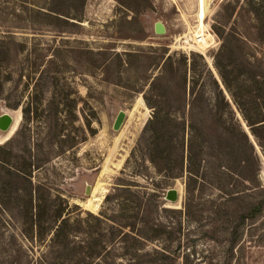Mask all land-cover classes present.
Returning <instances> with one entry per match:
<instances>
[{
	"label": "rangeland",
	"instance_id": "374dc122",
	"mask_svg": "<svg viewBox=\"0 0 264 264\" xmlns=\"http://www.w3.org/2000/svg\"><path fill=\"white\" fill-rule=\"evenodd\" d=\"M249 1L211 0L202 46L200 0H0V117H19L0 129V264H264V214L231 249L229 194L259 195L239 183L240 130L262 182L264 152L217 69L264 73Z\"/></svg>",
	"mask_w": 264,
	"mask_h": 264
},
{
	"label": "trees",
	"instance_id": "16d2710c",
	"mask_svg": "<svg viewBox=\"0 0 264 264\" xmlns=\"http://www.w3.org/2000/svg\"><path fill=\"white\" fill-rule=\"evenodd\" d=\"M255 4L258 5V7L254 6ZM251 9L256 10L257 17L261 20V26L264 28V19H262V14L260 10H264V0H259L255 2L254 0L249 1V8L248 11ZM224 40L223 42V48L222 50L230 52V47L228 46L226 35L223 33H218ZM218 71L222 78L223 85L229 95L231 96L234 104L236 105L238 111L241 113L244 121L249 126L251 134L256 138V140L259 142L263 152H264V140L262 139V136H264V73L262 74H248L246 75H234L233 71L229 70L228 67H226L222 62L218 63ZM161 111L155 110L154 116L150 122L151 130L154 131L152 134V161L156 164L157 158L161 155V151L157 150L158 148V127L161 125ZM157 134V135H156ZM241 135V142L239 144L238 150L239 155H245L246 161L242 160L241 168L238 170V176H239V183L242 185L250 184L253 182L256 184V188L258 192H255L254 195L259 193V195H256L254 200H248L247 194L239 192L238 194H229V201L234 202L236 200H239L240 204H237L236 206V212L238 213V220L232 228L231 232V249L234 248V246L237 244V241L240 237V235L244 231L245 225L249 222L251 224H254L257 219H259L264 214V186L263 182L260 176V168L254 170L251 174H248L247 172V166L249 165V160L247 158L248 156H255V147L252 143L249 134L241 129L240 130ZM151 150V151H152ZM159 151V152H158ZM193 147L192 145L189 147V165H190V171L193 172ZM0 162H4L2 158H0ZM240 163V162H239ZM33 204L31 205V208L33 210ZM30 214L31 211H30ZM33 216V215H32ZM30 215V217H32ZM60 220V223L57 224L56 230H55V236L54 240L57 243L64 242L65 236H67V227L70 224V219L67 217H63V212L60 210L57 212L55 220L56 222ZM98 219V218H96ZM98 221H100L98 219ZM34 222L31 224V228L33 226ZM125 228L135 229L134 224H127L124 226ZM123 227V228H124ZM129 234H125L123 236V239L126 240V237H128ZM31 237V236H29ZM138 241L137 239H135ZM134 264V263H133Z\"/></svg>",
	"mask_w": 264,
	"mask_h": 264
},
{
	"label": "water",
	"instance_id": "95a60500",
	"mask_svg": "<svg viewBox=\"0 0 264 264\" xmlns=\"http://www.w3.org/2000/svg\"><path fill=\"white\" fill-rule=\"evenodd\" d=\"M155 29H156L157 34H164L166 32V28H165L164 24L161 22H158L156 24ZM126 115L127 114L125 111L119 112V114L115 120V123H114V130L117 131L122 127V125L125 121ZM13 122H14V119L10 114L2 115L0 117V129L3 131L9 130L11 128V126L13 125ZM88 193H89V190H88ZM179 198H180L179 190L176 188L169 189L167 191L166 197H165L166 200L173 202V203L178 202Z\"/></svg>",
	"mask_w": 264,
	"mask_h": 264
},
{
	"label": "bare ground",
	"instance_id": "6f19581e",
	"mask_svg": "<svg viewBox=\"0 0 264 264\" xmlns=\"http://www.w3.org/2000/svg\"><path fill=\"white\" fill-rule=\"evenodd\" d=\"M211 0H200V15H199V24H200V30H201V33L198 34L195 38V40L197 41V43H199L200 45H204V46H208L210 45L211 41H212V35L211 33L208 34L205 32V25H204V18L205 16L207 15V13H209V2ZM18 119L19 117H17V121H16V118H14V124H15V121L16 123L18 122ZM13 124V126H14ZM12 126V127H13Z\"/></svg>",
	"mask_w": 264,
	"mask_h": 264
},
{
	"label": "flooded vegetation",
	"instance_id": "af4514ba",
	"mask_svg": "<svg viewBox=\"0 0 264 264\" xmlns=\"http://www.w3.org/2000/svg\"><path fill=\"white\" fill-rule=\"evenodd\" d=\"M16 118V117H15Z\"/></svg>",
	"mask_w": 264,
	"mask_h": 264
}]
</instances>
